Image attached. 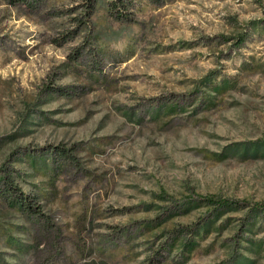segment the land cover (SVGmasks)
Segmentation results:
<instances>
[{"label":"rangeland","instance_id":"rangeland-1","mask_svg":"<svg viewBox=\"0 0 264 264\" xmlns=\"http://www.w3.org/2000/svg\"><path fill=\"white\" fill-rule=\"evenodd\" d=\"M111 1L0 0V264H264V0Z\"/></svg>","mask_w":264,"mask_h":264},{"label":"trees","instance_id":"trees-1","mask_svg":"<svg viewBox=\"0 0 264 264\" xmlns=\"http://www.w3.org/2000/svg\"><path fill=\"white\" fill-rule=\"evenodd\" d=\"M37 1L38 0H10V2H12L13 4H25V3L29 4L30 2L33 3ZM110 8L114 16L118 18H128V15L126 14V11H125V9L127 8V4L125 0H112L110 2ZM58 153L66 158L72 157V155L68 153V151L65 148H60V151ZM6 182L9 188H14L11 182L9 181H6ZM197 198L200 202L206 205L214 206L215 208H223V209L225 208H246L250 206V204L246 200L239 201V200H234L230 198H220L213 194H206V195L197 194ZM25 201L26 200H24V203ZM25 208H27L30 212H33L35 215L40 213V210L36 209V207L32 205L28 204L27 206H25ZM251 208L254 211H259L263 209L260 203L254 204L253 206L251 205Z\"/></svg>","mask_w":264,"mask_h":264}]
</instances>
